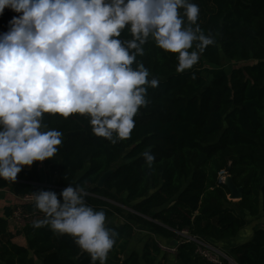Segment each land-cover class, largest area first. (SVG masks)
<instances>
[{
    "label": "trees",
    "instance_id": "1",
    "mask_svg": "<svg viewBox=\"0 0 264 264\" xmlns=\"http://www.w3.org/2000/svg\"><path fill=\"white\" fill-rule=\"evenodd\" d=\"M209 2L212 8L199 14L197 23L214 43L191 69L178 72L177 54L152 39L137 56L149 70L148 79H158L159 85L148 88L149 103L134 117L130 138L113 144L92 132L85 115L46 113L48 128L62 132L58 152L22 169L15 182L0 178V190L18 197L39 190L59 194L69 184L84 188L86 203L104 210L106 226L118 233L105 264H214L182 232L226 252L237 264H264V227L244 242L235 241L249 217L264 216V0ZM18 15L6 8L0 33ZM131 38L127 30L122 33L121 39ZM238 62L211 79L201 72L207 64ZM148 150L155 156L151 167L143 156ZM110 169L98 187L99 177ZM227 169L242 188L237 202L228 199L229 188L219 180V172ZM17 206L44 218L35 201ZM125 213L130 221L109 222ZM33 224L23 227L27 242L21 245L8 237L7 218L0 216V264H91L72 236ZM136 224L160 237L145 241L141 253L128 252ZM159 244L175 249L171 259ZM222 264L230 263L223 259Z\"/></svg>",
    "mask_w": 264,
    "mask_h": 264
},
{
    "label": "clouds",
    "instance_id": "2",
    "mask_svg": "<svg viewBox=\"0 0 264 264\" xmlns=\"http://www.w3.org/2000/svg\"><path fill=\"white\" fill-rule=\"evenodd\" d=\"M6 8L19 15L0 33V178L13 182L24 166L58 152L62 132L48 128L46 113L85 115L92 132L113 144L130 138L148 88L159 85L137 61L149 39L177 54L178 72L214 43L192 0H0V16ZM125 30L131 39H121ZM143 156L151 167L154 154ZM59 195L34 191L44 218L33 226L72 236L91 264H105L118 236L105 211L88 205L79 185Z\"/></svg>",
    "mask_w": 264,
    "mask_h": 264
},
{
    "label": "rangeland",
    "instance_id": "3",
    "mask_svg": "<svg viewBox=\"0 0 264 264\" xmlns=\"http://www.w3.org/2000/svg\"><path fill=\"white\" fill-rule=\"evenodd\" d=\"M192 2L196 3L199 8H200V15H203L204 12L210 10L212 8L211 3L209 2V0H192ZM204 5V6H203ZM181 14H183L182 9L180 10ZM199 15V16H200ZM242 62H238V63H229V64H224L222 66H215V65H211V64H207L205 66V68L203 70H201V72L203 74H205V76L208 79H211L214 75L219 74L220 72H228L233 66H239L241 65ZM224 176V175H223ZM228 175H226L227 177ZM225 177V176H224ZM225 177V178H226ZM44 186V185H42ZM60 194V193H59ZM58 194V199H62V197ZM232 202H237L236 199H230ZM119 206H121L122 208L129 210L128 207L123 206L121 204H118ZM249 223L247 224L246 227H244L239 234L236 237V241H246L247 239H249L252 235V232L259 227H264V216L259 215L258 217H249ZM127 222L130 221V218L127 217V214H122V215H118L116 214L114 217H112V219L109 220L110 223H119V222ZM242 232V233H241ZM182 236V235H181ZM239 236L241 237V239H239ZM151 238H156L159 239L160 237L156 236L153 234L152 230L146 226V225H141V224H136L135 225V235L130 243L128 252L131 251H136L141 253L142 247L145 243V241L151 239ZM158 241V240H157ZM159 242V241H158ZM166 244V243H165ZM164 248L167 250L165 252H167V258H172L173 256H168L173 254L171 251H169L170 246L164 245ZM223 249V248H222ZM170 262V261H169Z\"/></svg>",
    "mask_w": 264,
    "mask_h": 264
},
{
    "label": "built area",
    "instance_id": "4",
    "mask_svg": "<svg viewBox=\"0 0 264 264\" xmlns=\"http://www.w3.org/2000/svg\"><path fill=\"white\" fill-rule=\"evenodd\" d=\"M227 175V172L225 170H222L219 172V180L224 181L225 177ZM21 203L25 202H34V195H25L23 197H19ZM19 202V203H20ZM43 217L42 214H39L37 212H26L23 210L20 206H16L12 213H11V219L16 221L20 226L24 227L26 224L33 223ZM182 236L186 237L189 241H192L196 244V251L197 253L209 260L210 262L214 264H222L223 259L226 261L232 260L229 255H227L226 252L218 249L217 247L205 242L201 238H196V237H187L185 232L180 233ZM160 248L164 251H167L164 248V245L159 244ZM169 251L172 253L175 251L174 248L170 247Z\"/></svg>",
    "mask_w": 264,
    "mask_h": 264
},
{
    "label": "crops",
    "instance_id": "5",
    "mask_svg": "<svg viewBox=\"0 0 264 264\" xmlns=\"http://www.w3.org/2000/svg\"><path fill=\"white\" fill-rule=\"evenodd\" d=\"M30 167L31 166H24L22 169L27 170ZM19 202L20 198L13 194L10 189L0 190V216L7 218V235L13 242L25 245L27 242V237L23 227L10 218L13 209L19 204ZM241 237L239 236V239H241ZM241 242L243 241H236L237 244Z\"/></svg>",
    "mask_w": 264,
    "mask_h": 264
},
{
    "label": "water",
    "instance_id": "6",
    "mask_svg": "<svg viewBox=\"0 0 264 264\" xmlns=\"http://www.w3.org/2000/svg\"><path fill=\"white\" fill-rule=\"evenodd\" d=\"M113 169L107 170L106 172H104L98 179L97 181V186L101 187L104 184V181L106 180V178L112 173ZM225 172H228V169L225 170ZM224 183L227 184L228 188H229V195H228V199H236L240 200L241 199V195H242V188L241 187H237L235 186V184L232 182L231 178L229 176H227L224 181ZM230 264H237L235 261L230 260L229 261Z\"/></svg>",
    "mask_w": 264,
    "mask_h": 264
}]
</instances>
